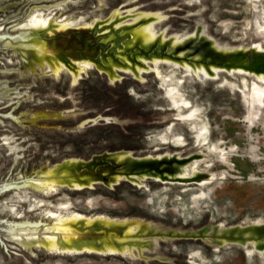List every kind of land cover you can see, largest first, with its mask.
<instances>
[{"label":"rangeland","instance_id":"1","mask_svg":"<svg viewBox=\"0 0 264 264\" xmlns=\"http://www.w3.org/2000/svg\"><path fill=\"white\" fill-rule=\"evenodd\" d=\"M261 58L264 0H0V264H264Z\"/></svg>","mask_w":264,"mask_h":264},{"label":"bare ground","instance_id":"2","mask_svg":"<svg viewBox=\"0 0 264 264\" xmlns=\"http://www.w3.org/2000/svg\"><path fill=\"white\" fill-rule=\"evenodd\" d=\"M93 32H94L93 29L81 31V33L85 34V35L81 36V38L79 39V41L77 43V44H79L78 47H80V49L82 51L81 53H83V52L84 53H87V52H90V53L99 52L100 53L103 50V46L96 43V40L93 37ZM43 34L44 33L42 31H37L35 33V35H34L35 36V41H37L38 38H43L44 41L38 42L37 46L43 52H48L50 49H52V44H51V42L49 40H46V39H49V38H46L45 36H43ZM114 34L116 36L115 44L117 46H119L120 45V41H119L120 38L115 33V31H114ZM54 35L56 36V35H58V33H53L50 36H54ZM21 38H22V36H19V39H21ZM57 43H58L57 45L55 43L54 44L57 46V49H59V52L61 53L62 51H64V53H67L68 49H67L66 46H67V44H71V43L69 41H65V40L64 41L58 40ZM76 48L74 49L75 51H76ZM52 50H54V49H52ZM60 58L62 59V63H63L64 62V57L61 56ZM66 58H69V57H66ZM252 66H253L254 70L251 69ZM251 67H250V69L253 70V71H262L261 67L264 68V58H261L260 60L253 61L251 63ZM256 67H258V68H256ZM99 164L101 165L102 162H95V163H93V164H91L89 166H86L85 170H88L89 173H92L93 169L98 167ZM76 170L78 172H80V168H76ZM11 226L13 228L19 229V230H25V229L35 230L37 224L36 223L25 222V223H12ZM87 232H95L98 235H96L94 237H88V236L84 235ZM117 233L118 234L120 233V229L109 228V227L101 226V225H99L97 223H91V224H88L87 226L80 225L76 229H74L72 231V235L68 236L66 238V242H64L62 240V238H59L56 241V243H57V245L60 244L62 246L63 250H71L73 252H82V251H85V250L98 251L100 249L101 242L102 243L105 242V240L108 239L109 236H113V235L117 236Z\"/></svg>","mask_w":264,"mask_h":264},{"label":"flooded vegetation","instance_id":"3","mask_svg":"<svg viewBox=\"0 0 264 264\" xmlns=\"http://www.w3.org/2000/svg\"><path fill=\"white\" fill-rule=\"evenodd\" d=\"M183 52V51H182ZM181 52V53H182ZM169 53V52H168ZM207 53V52H206ZM157 54L158 55H155V56H160L161 54L159 53V52H157ZM173 54H174V51H173ZM206 55V54H205ZM205 55L202 57V58H199V59H194V60H191L190 59V57H186L185 55H180V53H179V56H181V58H187V59H189L190 60V62H189V65L190 66H195V62L196 61H201V60H203V59H205ZM165 57H167V58H169L170 60H171V58H176V57H174V55H172V53L171 54H166L165 55ZM151 73H153V72H151ZM103 76L105 75V74H102ZM209 76V75H208ZM130 77H132V75H130ZM133 78V80L135 81V79H134V77H132ZM137 81V80H136ZM138 82V81H137ZM155 164H153V165H151L150 167H152V169H150L154 174H158V175H160V176H162L163 174H161L160 173V171H158V169H157V167L156 166H154ZM188 166V165H187ZM187 166H182L181 168H185V167H187ZM149 168V167H148ZM155 168V169H154ZM164 174H166V175H163L162 176V178H164L163 180H160L161 182H163V183H169V184H172V183H177V184H180V181H184L183 179H179V178H173L172 176H173V174H170V173H168V172H166V173H164ZM126 182V181H125ZM126 183H129V184H131L130 182H126ZM144 183V182H143ZM142 184V183H141ZM117 185V184H116ZM115 186V185H114ZM131 186H134V187H137V185H131ZM142 187H143V185H141Z\"/></svg>","mask_w":264,"mask_h":264},{"label":"water","instance_id":"4","mask_svg":"<svg viewBox=\"0 0 264 264\" xmlns=\"http://www.w3.org/2000/svg\"><path fill=\"white\" fill-rule=\"evenodd\" d=\"M135 79V78H134ZM136 81V80H135ZM127 181V180H126ZM140 181H142V180H140Z\"/></svg>","mask_w":264,"mask_h":264}]
</instances>
